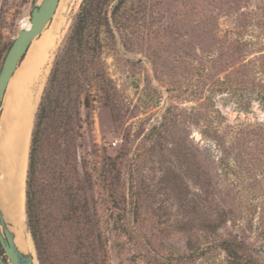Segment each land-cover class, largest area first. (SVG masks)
<instances>
[{"label": "rangeland", "instance_id": "rangeland-1", "mask_svg": "<svg viewBox=\"0 0 264 264\" xmlns=\"http://www.w3.org/2000/svg\"><path fill=\"white\" fill-rule=\"evenodd\" d=\"M41 1L0 0V69ZM82 1H65L40 98ZM101 7L109 28L92 31L99 45L86 59L88 86L69 111L72 123L51 117L44 130L51 153L65 154L66 145L75 152L78 178L69 196L42 183L50 260L81 264L80 233L67 212L78 197L89 206L79 219L104 235L106 264H154L156 256L264 264V0ZM23 208L29 256L39 264L25 196ZM222 242L242 260L229 259Z\"/></svg>", "mask_w": 264, "mask_h": 264}, {"label": "trees", "instance_id": "trees-1", "mask_svg": "<svg viewBox=\"0 0 264 264\" xmlns=\"http://www.w3.org/2000/svg\"><path fill=\"white\" fill-rule=\"evenodd\" d=\"M103 1L105 0L82 1L65 43L53 63L34 116L29 139L24 196L26 225L33 239L39 264H55L48 256L46 245V233L44 232L46 226L43 223L46 216L44 213L47 209L44 208L45 206L43 207L42 198L39 196L42 183L47 181L50 186H56L58 192L63 191L68 194L67 196L78 191L74 186V183L78 182V178L74 179L77 162L75 152L68 150V145H66L65 154L61 153L58 156L51 153L53 145L45 141L44 130L51 117L58 124L62 121L72 123L69 116L72 112L69 111L74 108V104L76 106L78 103L80 92L88 86L90 68L86 59L88 57L96 58L94 54L97 45H99L98 33L95 32L96 34L92 36V31L101 25L109 28L107 18H102L101 15ZM120 5L121 2H118L111 10L112 21H115V15ZM10 45L6 46L5 53L9 50ZM62 141L64 142V139ZM86 202L84 198L80 202L76 197L67 209L69 217L76 225V230L80 233L77 244L82 251L81 264H106L104 235L97 227L96 222L94 225H90L86 219H79L82 214L80 216L77 214L79 212H83V215L87 213L89 206ZM217 247L221 248L229 259L234 261L239 258V261L242 260L232 244L222 242ZM0 254H2L1 249ZM153 261L154 264H182L184 257L163 258L156 256ZM243 261L246 262V260Z\"/></svg>", "mask_w": 264, "mask_h": 264}, {"label": "bare ground", "instance_id": "bare-ground-1", "mask_svg": "<svg viewBox=\"0 0 264 264\" xmlns=\"http://www.w3.org/2000/svg\"><path fill=\"white\" fill-rule=\"evenodd\" d=\"M65 1L67 0L58 1L51 19L32 40L9 79L7 91L5 90L4 99L2 98L4 111L2 110L0 118V231L3 227L6 228L13 236L16 250L28 257L31 245L24 233L23 200L29 138L33 116L52 58L51 51L65 21ZM29 26L30 23L27 22L24 28Z\"/></svg>", "mask_w": 264, "mask_h": 264}, {"label": "water", "instance_id": "water-1", "mask_svg": "<svg viewBox=\"0 0 264 264\" xmlns=\"http://www.w3.org/2000/svg\"><path fill=\"white\" fill-rule=\"evenodd\" d=\"M59 0H42L33 6L28 21V28H20L12 41L0 69V104L4 96L9 79L24 57L32 40L40 34L46 23L51 19ZM0 217V225H2ZM0 264H35L36 261L21 255L15 248L12 234L2 228L0 231Z\"/></svg>", "mask_w": 264, "mask_h": 264}, {"label": "built area", "instance_id": "built-area-1", "mask_svg": "<svg viewBox=\"0 0 264 264\" xmlns=\"http://www.w3.org/2000/svg\"><path fill=\"white\" fill-rule=\"evenodd\" d=\"M113 145H115V143Z\"/></svg>", "mask_w": 264, "mask_h": 264}]
</instances>
